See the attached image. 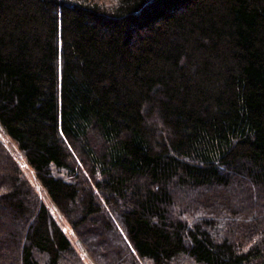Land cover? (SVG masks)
<instances>
[{"label":"trees","instance_id":"1","mask_svg":"<svg viewBox=\"0 0 264 264\" xmlns=\"http://www.w3.org/2000/svg\"><path fill=\"white\" fill-rule=\"evenodd\" d=\"M0 126L93 264H264V0H0ZM0 264H85L1 143Z\"/></svg>","mask_w":264,"mask_h":264},{"label":"rangeland","instance_id":"2","mask_svg":"<svg viewBox=\"0 0 264 264\" xmlns=\"http://www.w3.org/2000/svg\"><path fill=\"white\" fill-rule=\"evenodd\" d=\"M0 143L3 148L9 153L12 159L17 163L19 168L21 169L23 176L28 180L31 187L37 193V195L42 199V201L48 206L52 215L57 219L60 223L68 237L70 238L71 242L73 243L74 248L80 254L81 258L83 259L85 264H93L86 253L83 251L82 247L80 246L78 239L74 232L72 231L71 227L64 219V217L59 213L56 209L54 204L52 203L50 197L48 196L47 192L43 189L42 185L40 184L35 171L29 166L26 159L24 158L23 154L18 149L16 143L11 140L4 132L2 127L0 126ZM175 264H197L193 260L189 258H183L179 260Z\"/></svg>","mask_w":264,"mask_h":264}]
</instances>
